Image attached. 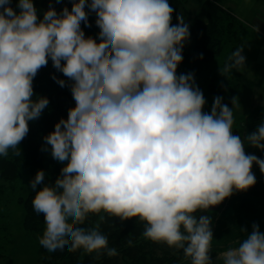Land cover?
Instances as JSON below:
<instances>
[{"label": "clouds", "instance_id": "obj_1", "mask_svg": "<svg viewBox=\"0 0 264 264\" xmlns=\"http://www.w3.org/2000/svg\"><path fill=\"white\" fill-rule=\"evenodd\" d=\"M11 3L0 0V156L10 149L22 155L29 122L48 107L47 97L34 98L33 80L49 60L67 81L52 79L75 101L43 137V151L50 146L62 165L59 176L45 184L38 170L30 181L33 210L45 224L39 244L115 257L101 224L135 218L146 240L182 251L190 264H213V221L197 213L254 186L253 164L264 174V159L245 151V144L264 151V120L242 139L233 134L237 97L232 108L216 96L210 113L203 110L194 74L177 75L190 38L183 15L173 25L168 0H72L71 10L58 13L50 4L40 19L33 0H17L15 9ZM90 12L95 38L81 27L91 26ZM243 48L221 75L245 70ZM92 215L95 225L84 227ZM240 231L246 237L215 264H264L259 225Z\"/></svg>", "mask_w": 264, "mask_h": 264}, {"label": "trees", "instance_id": "obj_2", "mask_svg": "<svg viewBox=\"0 0 264 264\" xmlns=\"http://www.w3.org/2000/svg\"><path fill=\"white\" fill-rule=\"evenodd\" d=\"M33 3L40 19L43 18V13L50 4L58 13L64 7H68L69 10L72 7V0H61L60 3H56L55 0H33ZM168 3L174 9L173 25L178 23V15H183L186 19L188 16L186 1L168 0ZM16 4L17 0H14L11 6L15 9ZM95 20L96 14L90 12L88 23L91 26L81 23L86 36L97 37L99 28L96 26ZM189 31V44L182 53L183 61L178 68L183 65L190 73L194 74V78L205 76L204 83L207 84L208 93L213 97H223V103L231 105V98L236 97L235 93L240 87L239 77L236 75L230 79L224 77L219 71H215L214 63L217 57L221 53L223 54L228 39H232L235 44L240 43L244 35L241 23L236 20L233 12L221 6L219 0H202L201 9L192 20ZM53 75L67 81L61 72L53 68L52 62L49 60L48 65L41 68L33 80L34 98L36 96L47 97L49 105L40 118L29 122V133L19 145L22 155L17 157L14 155L16 150L10 149L7 157L0 156V200L4 198L7 191H15L20 172H25L32 180L38 170H44L46 172L45 184L54 183L60 174L62 165L52 159L50 146H48L49 152L43 151V137L54 130V125L61 118H67L68 109L75 106V101L70 88L68 86L60 87L52 79ZM203 110L209 112V110ZM240 129L242 128L240 127L237 131L233 130V134L241 136ZM41 187L43 185L37 186L38 189ZM249 193L256 197L264 196V181L256 182L249 188ZM34 195L35 193L31 190L28 196L19 202L23 205L25 213L22 225L29 234L35 235L43 231L45 224L43 214L38 215L33 210ZM208 213L212 215L214 223L217 211L214 213L199 212L197 216ZM97 219L95 215L90 216L84 227H93ZM143 230L144 225L138 223L135 218L124 222L118 218H112L101 224L100 231L108 236L109 247L117 249V256L109 258L104 255L96 259L95 253L85 254L83 250L74 253H69L67 249L55 252L45 250L38 264H180L186 260L182 251L169 248L163 243L146 240L142 235ZM129 240L132 241L131 245L128 244ZM221 251L223 250L212 249L211 254L216 255Z\"/></svg>", "mask_w": 264, "mask_h": 264}, {"label": "crops", "instance_id": "obj_3", "mask_svg": "<svg viewBox=\"0 0 264 264\" xmlns=\"http://www.w3.org/2000/svg\"><path fill=\"white\" fill-rule=\"evenodd\" d=\"M184 1H186L188 13L185 23L190 29L192 20L201 9L202 0ZM219 1L224 9L233 12L244 30L240 43L235 44L232 39H228L223 54L221 53L214 63L215 71L220 72V68L224 66L231 53L240 45L244 46L242 54L246 57L245 70L243 72L233 70L229 77H226L228 79L235 75L239 77L240 87L235 94L240 106L238 110L243 111L242 129H240L243 139L246 134L255 131L257 125L264 120V0ZM255 26L258 27V31ZM184 50L185 48L183 52ZM245 151L246 154H254L264 159V151L248 144H245ZM252 172L256 182L264 181V174L261 173L258 165L253 164ZM253 223H257L260 231L264 232V196H253L247 189L246 191H235L222 202L214 219L213 238L219 235L224 241L220 246H213L212 243V249L217 248L223 251L216 255L210 254L213 264L216 262V256L229 248L237 247L239 242L246 237L240 228H245L250 233ZM180 264H190V260H184ZM217 264H222V262L217 261Z\"/></svg>", "mask_w": 264, "mask_h": 264}, {"label": "rangeland", "instance_id": "obj_4", "mask_svg": "<svg viewBox=\"0 0 264 264\" xmlns=\"http://www.w3.org/2000/svg\"><path fill=\"white\" fill-rule=\"evenodd\" d=\"M188 44L189 40L185 42L183 48H186ZM188 73H190L189 70L183 65L178 68V75ZM194 79L206 99L204 109L210 112L214 97L208 93L207 84L204 83L205 76H196ZM228 106L233 107L232 104ZM242 113L243 111H239L238 107L234 109L233 130L235 131L242 125ZM18 178L15 191H7L4 198L0 200V264H38L41 255L45 252L37 239L43 231L35 235L29 234L22 225L25 213L19 201L30 193L31 180L25 172H20ZM207 215L212 216L209 213ZM222 241H224L223 238L216 235L212 241L213 246L222 245Z\"/></svg>", "mask_w": 264, "mask_h": 264}, {"label": "water", "instance_id": "obj_5", "mask_svg": "<svg viewBox=\"0 0 264 264\" xmlns=\"http://www.w3.org/2000/svg\"><path fill=\"white\" fill-rule=\"evenodd\" d=\"M220 207H221V204H219L217 206H212L208 211L214 212V211H217Z\"/></svg>", "mask_w": 264, "mask_h": 264}]
</instances>
